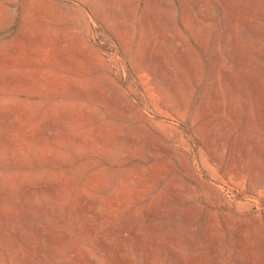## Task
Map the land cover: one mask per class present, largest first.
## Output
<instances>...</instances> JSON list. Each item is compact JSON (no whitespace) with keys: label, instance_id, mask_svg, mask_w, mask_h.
<instances>
[{"label":"rangeland","instance_id":"obj_1","mask_svg":"<svg viewBox=\"0 0 264 264\" xmlns=\"http://www.w3.org/2000/svg\"><path fill=\"white\" fill-rule=\"evenodd\" d=\"M0 264H264V0H0Z\"/></svg>","mask_w":264,"mask_h":264}]
</instances>
